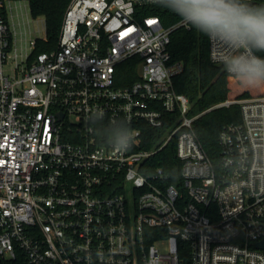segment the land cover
I'll return each mask as SVG.
<instances>
[{"label":"built area","instance_id":"2783aa9c","mask_svg":"<svg viewBox=\"0 0 264 264\" xmlns=\"http://www.w3.org/2000/svg\"><path fill=\"white\" fill-rule=\"evenodd\" d=\"M31 4L0 0V264H264V95L192 115L170 51L192 27L145 16L154 0H71L40 53L46 30L29 42L18 14ZM233 51L210 41L215 65ZM234 104L213 159L196 121Z\"/></svg>","mask_w":264,"mask_h":264},{"label":"trees","instance_id":"16d2710c","mask_svg":"<svg viewBox=\"0 0 264 264\" xmlns=\"http://www.w3.org/2000/svg\"><path fill=\"white\" fill-rule=\"evenodd\" d=\"M70 2L71 0H32L31 15L35 18L43 16L46 20L48 42L39 45L37 50L39 53L57 49L64 16ZM254 4H264V0H254ZM144 15L160 16L167 27L181 20L178 15L160 5L147 10ZM170 51L173 62L184 65L183 72L176 75L173 82L178 93L189 97L193 105L192 115L201 114L227 100H243L264 95V87H245L229 76L223 66L213 64L210 58V40L193 28L174 31ZM258 54L264 55V53ZM118 71L124 78L123 82L119 83L120 86H130L139 78L137 60L123 63ZM240 123H242L241 105L234 104L231 107H220L203 114L196 121L195 130L211 158L216 159L219 155L220 133L230 124ZM162 158L167 159L161 163L167 167V162L171 165L177 162L175 147L167 149ZM173 176L176 177L178 174L173 172Z\"/></svg>","mask_w":264,"mask_h":264},{"label":"clouds","instance_id":"9594fccd","mask_svg":"<svg viewBox=\"0 0 264 264\" xmlns=\"http://www.w3.org/2000/svg\"><path fill=\"white\" fill-rule=\"evenodd\" d=\"M183 23L218 39L233 53L222 61L226 73L248 88L264 87V4L245 0H154ZM131 137L122 143L127 151Z\"/></svg>","mask_w":264,"mask_h":264},{"label":"rangeland","instance_id":"374dc122","mask_svg":"<svg viewBox=\"0 0 264 264\" xmlns=\"http://www.w3.org/2000/svg\"><path fill=\"white\" fill-rule=\"evenodd\" d=\"M29 9V5H27V7L24 6L22 10H18V14L24 31L26 29V31L29 33L28 40L30 42L31 38L34 39L45 36L46 20L43 16H39L37 18L33 17ZM23 44H26V41H24Z\"/></svg>","mask_w":264,"mask_h":264},{"label":"water","instance_id":"95a60500","mask_svg":"<svg viewBox=\"0 0 264 264\" xmlns=\"http://www.w3.org/2000/svg\"><path fill=\"white\" fill-rule=\"evenodd\" d=\"M256 247H258V248H264V242L257 244Z\"/></svg>","mask_w":264,"mask_h":264}]
</instances>
